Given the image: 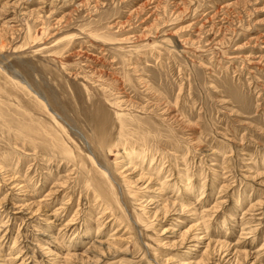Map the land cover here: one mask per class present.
Instances as JSON below:
<instances>
[{"label":"rangeland","instance_id":"rangeland-1","mask_svg":"<svg viewBox=\"0 0 264 264\" xmlns=\"http://www.w3.org/2000/svg\"><path fill=\"white\" fill-rule=\"evenodd\" d=\"M0 264H264V0H0Z\"/></svg>","mask_w":264,"mask_h":264},{"label":"bare ground","instance_id":"bare-ground-1","mask_svg":"<svg viewBox=\"0 0 264 264\" xmlns=\"http://www.w3.org/2000/svg\"><path fill=\"white\" fill-rule=\"evenodd\" d=\"M114 151V150H113ZM95 249V248H94ZM101 249V248H100ZM99 250V249H98ZM102 251V250H101ZM100 252V251H99ZM16 259V258H15ZM100 260V259H99Z\"/></svg>","mask_w":264,"mask_h":264}]
</instances>
